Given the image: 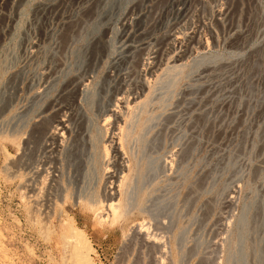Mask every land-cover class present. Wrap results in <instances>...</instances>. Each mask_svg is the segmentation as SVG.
<instances>
[{
	"label": "rangeland",
	"instance_id": "rangeland-1",
	"mask_svg": "<svg viewBox=\"0 0 264 264\" xmlns=\"http://www.w3.org/2000/svg\"><path fill=\"white\" fill-rule=\"evenodd\" d=\"M4 6L0 264H264V0Z\"/></svg>",
	"mask_w": 264,
	"mask_h": 264
},
{
	"label": "bare ground",
	"instance_id": "bare-ground-1",
	"mask_svg": "<svg viewBox=\"0 0 264 264\" xmlns=\"http://www.w3.org/2000/svg\"><path fill=\"white\" fill-rule=\"evenodd\" d=\"M10 1L11 0H6V1H2V0H0V9L4 6V5H8V3L10 4ZM21 1V0H20ZM17 4V3H16ZM5 7V6H4ZM3 7V8H4ZM18 7V6H17ZM2 8V9H3ZM6 8V7H5ZM8 8V7H7ZM3 14V13H2ZM0 17H2V16H0ZM1 20V19H0ZM145 82V81H144ZM81 84V83H80ZM84 84V83H83ZM82 85V84H81ZM141 85V84H140ZM143 85V84H142ZM144 86V85H143ZM74 87V86H73ZM77 88H78V86H76ZM76 87H75V89H76ZM124 94V93H123ZM136 100V99H135ZM123 103H124V101H123ZM116 107V106H115ZM124 107V106H123ZM129 109V108H128ZM124 112V111H123ZM120 113V112H119ZM111 114V113H110ZM57 115V114H56ZM119 115V114H118ZM115 117V116H114ZM117 117V116H116ZM59 119L57 120V124L56 125H60V131H63L64 130V128H65V122L66 121H63L64 120V118L63 119H61L60 120V117H58ZM69 118V117H68ZM56 120V119H55ZM107 120V119H106ZM117 121V120H116ZM52 123V122H51ZM113 126V125H112ZM59 128V127H58ZM54 129V128H53ZM61 129H63V130H61ZM117 129V128H116ZM55 130V129H54ZM54 130H52L51 131V136L50 137H52V138H54V140L55 139H57V137L60 135V132L59 131H54ZM64 132V131H63ZM114 132V131H113ZM62 133V132H61ZM60 137H61V135H60ZM117 137V136H116ZM109 138V137H108ZM107 138V139H108ZM112 138V137H111ZM114 138V137H113ZM59 139V138H58ZM57 139V140H58ZM106 139V140H107ZM116 139V138H115ZM49 140V139H48ZM112 140V139H111ZM111 143V142H110ZM112 143H114V142H112ZM59 145V144H58ZM114 145V144H113ZM107 146V145H106ZM105 148V147H104ZM117 148V146H113V148L112 149H114V150H117L116 149ZM111 152V151H110ZM115 152V151H114ZM111 156V155H110ZM106 158V157H105ZM113 158V157H112ZM119 158V157H118ZM118 160V159H117ZM106 162V161H105ZM110 164H112V163H110ZM109 164V165H110ZM124 164V163H123ZM118 167V166H117ZM118 169V168H117ZM125 169V168H124ZM105 171V170H104ZM107 171H108V169H107ZM116 171V170H115ZM120 172V171H119ZM111 174V173H110ZM107 175V174H106ZM108 177H109V175H108ZM110 177H112V176H110ZM114 177V176H113ZM116 177V176H115ZM108 179V178H107ZM112 179V178H111ZM119 180V179H118ZM109 184V183H108ZM107 184V185H108ZM116 184V183H115ZM113 186H114V184H113ZM104 187H105V185H104ZM111 188V187H110ZM109 188V189H110ZM107 190V189H106ZM108 191V190H107ZM114 191H115V189H114ZM106 193V192H105ZM109 193V192H108ZM110 195L112 194V192H111V190H110V193H109ZM109 194H107L108 195V198H109V200L112 198V196H109ZM117 195V194H116ZM115 195V196H116ZM114 196V195H113ZM114 198V197H113ZM117 198V197H116ZM107 201V200H106ZM112 205H113V202L110 200V203H109V206H111L112 207ZM106 209V208H105ZM107 213V212H106ZM71 227V226H70ZM141 228V227H140ZM140 230V229H139ZM70 233H72V235L70 236V240H69V242L71 243V246H72V249H71V251H72V256H73V260H74V263L75 264H88V261H89V259H91V257L89 256L90 255V253L93 251V246L92 245H90V240L86 237V234H85V232H84V230H82L81 228H76V230L75 231H73V232H71L70 231ZM69 235V234H68ZM70 243H69V245H70ZM92 246V247H91ZM67 252V251H66ZM92 254V253H91ZM73 262V261H72ZM73 263V264H74Z\"/></svg>",
	"mask_w": 264,
	"mask_h": 264
}]
</instances>
